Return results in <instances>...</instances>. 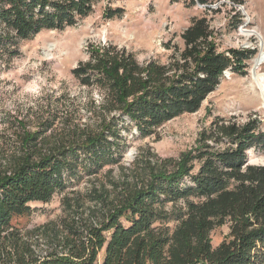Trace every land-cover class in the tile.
I'll return each instance as SVG.
<instances>
[{"label":"trees","instance_id":"1","mask_svg":"<svg viewBox=\"0 0 264 264\" xmlns=\"http://www.w3.org/2000/svg\"><path fill=\"white\" fill-rule=\"evenodd\" d=\"M98 1L0 0V56L10 62L21 41L77 25ZM217 1L190 4L209 7ZM120 14L119 8L103 11L106 19ZM179 37L181 45L164 44L173 48L165 62L139 63L111 42L89 44L88 59L71 73L82 86L103 91L107 124L103 120L97 135L74 146L45 147L41 140L36 151L23 147L7 156L0 150V264H264V164L248 158L251 150L264 151L258 116L242 122L215 117L192 149L175 160L156 161L145 179L126 186L109 202L106 217L84 219L67 203L64 235H55L56 244L41 255L12 225L13 218L30 212L31 202L49 201L80 177V165L117 159L125 147L116 139L123 133L135 129L146 137L197 112L223 72L243 74L255 54L248 48L220 50L207 17L192 18ZM224 224L229 231L214 247L210 232Z\"/></svg>","mask_w":264,"mask_h":264},{"label":"rangeland","instance_id":"2","mask_svg":"<svg viewBox=\"0 0 264 264\" xmlns=\"http://www.w3.org/2000/svg\"><path fill=\"white\" fill-rule=\"evenodd\" d=\"M236 1L219 0L205 7L192 5L190 0H99L93 12L77 25L61 31L43 30L21 41L18 55L10 62L0 56V150L10 156L23 147L39 150L42 142L51 148L62 143L74 146L97 135L103 120L107 124L103 91L97 86H82L71 73L88 59L89 44L111 42L131 51L139 63L151 58L165 62L173 48L164 44L171 40V47L181 45L179 34L190 20L207 17L217 33L220 50H255L245 72L226 70L197 112L183 114L146 137L135 129L123 133L116 139L125 147L120 156H114L117 159L100 166L80 165V177L55 192L49 201L31 202L29 213L13 218L12 225L34 253L51 250L57 242L55 235H64L67 203L84 219L106 217L109 202L126 186L145 179L156 161L175 160L192 149L199 132L215 117L242 122L248 116H258L264 131V47L255 34L262 36L264 44V0ZM109 8H119L121 14L106 19L103 11ZM248 158L251 164H264V151L251 150ZM228 231V224L215 227L210 232L212 245L217 246ZM102 253L103 249L98 260Z\"/></svg>","mask_w":264,"mask_h":264},{"label":"bare ground","instance_id":"3","mask_svg":"<svg viewBox=\"0 0 264 264\" xmlns=\"http://www.w3.org/2000/svg\"><path fill=\"white\" fill-rule=\"evenodd\" d=\"M255 34H257V36L259 37V39L261 41V46L264 47L263 40H262V36L259 33H255ZM257 63H259V60H257Z\"/></svg>","mask_w":264,"mask_h":264},{"label":"built area","instance_id":"4","mask_svg":"<svg viewBox=\"0 0 264 264\" xmlns=\"http://www.w3.org/2000/svg\"><path fill=\"white\" fill-rule=\"evenodd\" d=\"M225 72H226V71H224L223 74H225ZM263 86H264V85H263ZM263 89H264V88H263ZM263 93H264V91H263Z\"/></svg>","mask_w":264,"mask_h":264}]
</instances>
